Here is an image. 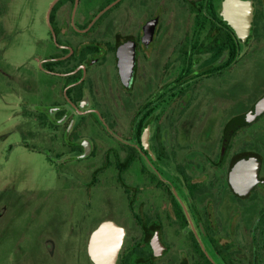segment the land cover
Returning a JSON list of instances; mask_svg holds the SVG:
<instances>
[{
  "label": "flooded vegetation",
  "instance_id": "obj_1",
  "mask_svg": "<svg viewBox=\"0 0 264 264\" xmlns=\"http://www.w3.org/2000/svg\"><path fill=\"white\" fill-rule=\"evenodd\" d=\"M114 1L54 6L40 61L60 101L35 104L38 137L54 160L83 162L88 189L123 198L127 225L97 224L125 227L117 264H264V111L250 114L264 87L243 107L230 93L264 45V0H247L245 39L226 0ZM93 230L70 232L91 264Z\"/></svg>",
  "mask_w": 264,
  "mask_h": 264
},
{
  "label": "rangeland",
  "instance_id": "obj_2",
  "mask_svg": "<svg viewBox=\"0 0 264 264\" xmlns=\"http://www.w3.org/2000/svg\"><path fill=\"white\" fill-rule=\"evenodd\" d=\"M54 1L0 0V264H91L70 232L89 236L102 214L127 225L119 193L101 184L88 189L91 177L79 171L83 162L54 160L38 137L35 104L60 101L59 87L48 86L55 78L41 71L40 61L52 51ZM257 50L229 86L241 107L249 92L264 87V45ZM134 229L129 225L127 243ZM48 238L57 240L55 253L46 248Z\"/></svg>",
  "mask_w": 264,
  "mask_h": 264
},
{
  "label": "water",
  "instance_id": "obj_3",
  "mask_svg": "<svg viewBox=\"0 0 264 264\" xmlns=\"http://www.w3.org/2000/svg\"><path fill=\"white\" fill-rule=\"evenodd\" d=\"M114 1L112 4L116 3ZM58 0H55L50 8L49 20L51 30L56 39L55 28L51 21V13ZM250 1L247 0H226L225 19L237 28L239 35L245 39L250 31L253 13L251 12ZM111 4V5H112ZM264 111V97L255 105L251 116ZM246 161H242L239 166ZM240 166V167H241ZM126 236V229L112 219L102 221L91 233L88 250L95 264H117L121 249Z\"/></svg>",
  "mask_w": 264,
  "mask_h": 264
},
{
  "label": "trees",
  "instance_id": "obj_4",
  "mask_svg": "<svg viewBox=\"0 0 264 264\" xmlns=\"http://www.w3.org/2000/svg\"><path fill=\"white\" fill-rule=\"evenodd\" d=\"M56 5V4H55ZM54 12L51 13V21H52V16H53Z\"/></svg>",
  "mask_w": 264,
  "mask_h": 264
}]
</instances>
